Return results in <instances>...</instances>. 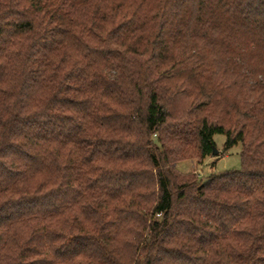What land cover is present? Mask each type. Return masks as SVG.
Here are the masks:
<instances>
[{
    "label": "trees",
    "instance_id": "16d2710c",
    "mask_svg": "<svg viewBox=\"0 0 264 264\" xmlns=\"http://www.w3.org/2000/svg\"><path fill=\"white\" fill-rule=\"evenodd\" d=\"M0 264H264V0H0Z\"/></svg>",
    "mask_w": 264,
    "mask_h": 264
},
{
    "label": "rangeland",
    "instance_id": "374dc122",
    "mask_svg": "<svg viewBox=\"0 0 264 264\" xmlns=\"http://www.w3.org/2000/svg\"><path fill=\"white\" fill-rule=\"evenodd\" d=\"M214 140L216 142V149L218 150L217 154L213 153V155L207 157L202 164H198L195 157L188 160H182L176 164L177 169L182 172L194 171L197 173L200 180H206L214 174L241 169L242 145L237 144L226 150V136L221 133L215 134Z\"/></svg>",
    "mask_w": 264,
    "mask_h": 264
},
{
    "label": "water",
    "instance_id": "95a60500",
    "mask_svg": "<svg viewBox=\"0 0 264 264\" xmlns=\"http://www.w3.org/2000/svg\"><path fill=\"white\" fill-rule=\"evenodd\" d=\"M218 153V150L215 148L214 149V154H217Z\"/></svg>",
    "mask_w": 264,
    "mask_h": 264
}]
</instances>
